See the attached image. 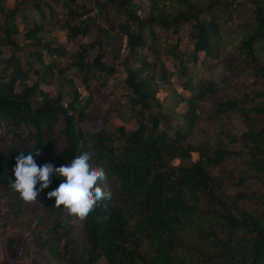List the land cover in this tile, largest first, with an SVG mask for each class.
<instances>
[{"label": "trees", "instance_id": "16d2710c", "mask_svg": "<svg viewBox=\"0 0 264 264\" xmlns=\"http://www.w3.org/2000/svg\"><path fill=\"white\" fill-rule=\"evenodd\" d=\"M95 4L107 16L118 8L124 17L118 27L127 36L130 53L140 50L135 63L124 65L136 128L122 133L108 128L107 107L92 96L83 97L68 77L71 67L95 77L112 74L101 49L85 63L95 45L82 44L71 67L63 66V50L46 37L49 23L20 29L18 7L6 13L0 26V63L5 67L0 125L4 121L8 126L0 134L5 215L17 219L27 214L32 242L64 264H264V0H246V10L228 0H152L145 19L133 0ZM234 11L245 13L246 22L235 23ZM224 13L230 17L223 19ZM67 15L68 36L87 35L88 24L77 25L73 11ZM184 25H190L194 61L201 54L217 61L221 79L197 77L181 63L183 93L174 91L170 111H165L158 93L161 80L173 75L141 54L144 38L133 29L148 27L156 40L154 26L177 31ZM16 35L32 47L28 55L36 59L37 69L25 70L15 55L4 58L5 46L20 49ZM44 50L60 58L47 61ZM239 79L251 81L240 85ZM54 85L56 95L50 90ZM181 105L186 109L178 112ZM95 123L101 127L87 126ZM34 151L40 153L34 155L38 165L57 168L90 154L94 166L106 169L112 191L109 212L97 209L82 221L65 224L55 199L48 198L61 182L55 175L26 210L10 183L16 157ZM193 154L198 159L191 162Z\"/></svg>", "mask_w": 264, "mask_h": 264}, {"label": "rangeland", "instance_id": "374dc122", "mask_svg": "<svg viewBox=\"0 0 264 264\" xmlns=\"http://www.w3.org/2000/svg\"><path fill=\"white\" fill-rule=\"evenodd\" d=\"M95 1L103 3L104 0H0V26L5 24V14L10 13L16 7V24L20 29L29 27L32 23H40L44 20L49 23L46 27V37L48 41H52L55 47L61 48L64 52L62 56L63 66L71 67L69 64L73 61V56L81 51L82 44H94V47L88 49L85 54V63H90L97 56L99 49L103 51L104 57L102 62L106 66L113 69L112 74H101L95 77L88 70L81 72L76 68L68 71L70 77L75 84V87L83 97L92 96L99 100L107 107L110 120L107 127L117 129L122 133L132 131L136 128V119L131 112L128 104V93L126 91L125 80L127 72L124 68L125 63H135L139 58V49L134 54L130 53L127 47V36L120 30L119 23L124 20L117 7H112L108 16L104 9L101 11L96 8ZM233 4L244 6L246 0H228ZM137 14L145 19L150 14L152 0H133ZM248 6H244L246 10ZM172 10V7H170ZM73 11L75 14V23L88 24V33L85 36H78L71 39L68 36L66 21H69L67 13ZM223 19H228L229 13H224L221 16ZM232 20L235 23L246 22L245 13L234 11ZM156 35V40L152 39L150 29L142 27L141 29L134 28V32H141L144 38V50L141 53L150 62H155L162 71L172 74L171 79L163 78L161 80V88L158 93V98L165 104V111H170L168 105L172 103L174 91L183 93L181 88V80L178 77L181 63L191 68L197 77L208 78L214 81H220L221 69L217 61L205 58L203 54L199 56L197 61L193 59V42L189 37L190 25H184L179 30H163L157 26L153 27ZM229 29L227 28L226 31ZM2 33L0 32V36ZM20 49H13L10 46L3 48L4 58L12 55L18 57L21 65L25 70L37 69L36 59L29 58V49L31 46L26 44V40L21 35L14 36ZM47 40V39H46ZM155 43L156 50L152 49V43ZM44 57L47 61L59 59V55H53L49 51L44 50ZM4 64L0 63V75L4 73ZM98 70V69H97ZM11 71L8 69L7 73ZM159 76H161L159 74ZM36 79V77H33ZM250 79H239L236 83L247 85ZM30 84V83H28ZM68 89V86H64ZM21 86H18L20 89ZM52 95H56L58 85L51 87ZM186 109L185 105L178 108V112H183ZM168 123L172 125L171 119L168 118ZM90 129L96 130L101 127L99 124L87 125ZM164 127V124L161 128ZM8 128L7 124L2 121L0 125V134ZM198 159L197 154H193L191 162ZM190 161L184 162L187 165ZM179 161H175L178 164ZM4 202L0 203V228L6 225L5 232L0 235V264H64L63 262L50 258L47 252L41 251L33 242L30 236L26 233L27 214L17 219H11L5 215ZM30 204H26L28 209ZM11 241V242H9ZM13 244V245H11Z\"/></svg>", "mask_w": 264, "mask_h": 264}, {"label": "clouds", "instance_id": "9594fccd", "mask_svg": "<svg viewBox=\"0 0 264 264\" xmlns=\"http://www.w3.org/2000/svg\"><path fill=\"white\" fill-rule=\"evenodd\" d=\"M34 155L39 156V151L21 152L16 157L13 169L15 180L10 187L23 203L36 204L38 195L49 188L55 175L61 182L48 192V198L55 199L54 206L64 213L66 218L62 219L65 224L82 221L97 209L103 213L109 212L108 202L112 199V191L106 169L94 166L90 154L82 153L58 168L51 163L38 165ZM103 219L107 220L108 216L105 215Z\"/></svg>", "mask_w": 264, "mask_h": 264}]
</instances>
